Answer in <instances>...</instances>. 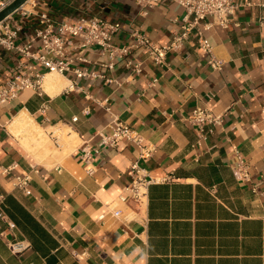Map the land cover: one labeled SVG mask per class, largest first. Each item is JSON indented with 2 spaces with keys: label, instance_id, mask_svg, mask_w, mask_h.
<instances>
[{
  "label": "crops",
  "instance_id": "1",
  "mask_svg": "<svg viewBox=\"0 0 264 264\" xmlns=\"http://www.w3.org/2000/svg\"><path fill=\"white\" fill-rule=\"evenodd\" d=\"M238 3L227 28L207 32L211 55L224 61L220 69L194 35L169 52L165 65L140 50L108 68V57L90 46L71 57L98 77L45 73L41 92L22 90L0 106V202L16 225L0 222V264H264V0ZM184 12L169 0L145 11L135 0H28L0 25L17 29L24 42L46 27L44 14L54 24L99 17L121 24L117 45L128 43L134 30L166 45ZM18 59V52L0 48V88L14 80ZM130 60L141 63V72ZM197 107L223 115L200 145L187 120ZM21 113L54 143L68 130L77 144L66 152L68 142L55 144L58 151L45 155L26 131L13 132ZM114 118L154 148L140 161L149 174L172 176L151 184L143 205L121 200L138 145L123 140L117 148L99 147ZM86 143L99 151L90 163ZM240 158L245 166L237 177ZM24 176L31 178L28 194L15 185ZM16 241L28 248L13 252L9 244Z\"/></svg>",
  "mask_w": 264,
  "mask_h": 264
},
{
  "label": "built area",
  "instance_id": "2",
  "mask_svg": "<svg viewBox=\"0 0 264 264\" xmlns=\"http://www.w3.org/2000/svg\"><path fill=\"white\" fill-rule=\"evenodd\" d=\"M13 0H5L0 3V10L5 8ZM161 0H135L142 10L153 8ZM184 8V15L177 21L179 32L175 34L169 44L161 45L151 40L146 34L134 30L129 33V42L117 45L114 38L121 31V24L111 22L99 17H92L86 20H65L54 24L44 14L42 21L46 27L39 30L32 38L19 41L17 29L9 24L0 25V48L19 53L16 65L14 80L6 87L0 88V106L15 99L19 92L26 89L42 91V84L45 73L66 74L72 72L77 78L98 77L97 72H89L85 68L74 66V58L71 52L74 49H84L96 46L102 55L107 56L109 61L105 65L113 68L118 60H123L136 51L146 52L157 64L165 65L169 52L179 50L194 35L198 46L208 54H212L213 46L207 36V32L215 25L227 28L231 24V17L239 8L238 0H169ZM211 18V20H208ZM264 25V17L261 18ZM37 44V45H36ZM79 61H87L84 57H78ZM209 64L220 69L224 65L223 60H218L211 55ZM134 72H141V63L127 62ZM40 68H43L44 72ZM111 81V80H108ZM74 88L72 84L69 89ZM110 111L109 107H106ZM264 115V107L262 109ZM76 120V118H74ZM187 120L197 127L198 140L200 145L214 132L217 126L223 123V115L214 113L208 107H197L188 116ZM112 132L102 134L99 147L117 148L123 140L133 142L139 147V158L131 168L132 181L127 188V194L121 196V200L127 203V196L137 205L147 202L149 187L155 182H164L172 179V176L157 180L153 178L148 170L140 164V161L148 160L154 151L151 145L144 142L142 134L118 118H114L111 126ZM55 144L60 145L58 136L55 137ZM84 159L87 163L93 161V153H98L90 143L82 148ZM245 166L240 158L236 168V176L239 177L241 167ZM91 169L89 170V172ZM15 185L26 194L29 193L28 186L30 176L15 178ZM115 216H120L122 210L114 211ZM104 217L101 216V219ZM7 222L9 228H15V223L9 221L2 209L0 202V222ZM11 250L17 254L25 251L28 246L23 241L11 242Z\"/></svg>",
  "mask_w": 264,
  "mask_h": 264
},
{
  "label": "bare ground",
  "instance_id": "3",
  "mask_svg": "<svg viewBox=\"0 0 264 264\" xmlns=\"http://www.w3.org/2000/svg\"><path fill=\"white\" fill-rule=\"evenodd\" d=\"M17 129H19L20 134H22L21 131H26L25 137L31 140L32 143L36 145L37 149L43 152L45 155L50 154L51 150H54V148L53 149L51 148L52 147L51 139L49 135L40 126L34 123V121L31 119L28 113H21L20 115L17 116V118L15 119L13 123L12 130L14 133H17L18 132ZM20 134L18 136L24 135V134L23 135H20ZM68 139L69 141L67 142L69 143L68 144L69 146H68V149L65 147L66 149L64 152L72 150L75 144H77V142H75V137H70Z\"/></svg>",
  "mask_w": 264,
  "mask_h": 264
},
{
  "label": "water",
  "instance_id": "4",
  "mask_svg": "<svg viewBox=\"0 0 264 264\" xmlns=\"http://www.w3.org/2000/svg\"><path fill=\"white\" fill-rule=\"evenodd\" d=\"M28 0H13L5 8L0 10V22L6 19L10 14L18 10Z\"/></svg>",
  "mask_w": 264,
  "mask_h": 264
},
{
  "label": "rangeland",
  "instance_id": "5",
  "mask_svg": "<svg viewBox=\"0 0 264 264\" xmlns=\"http://www.w3.org/2000/svg\"><path fill=\"white\" fill-rule=\"evenodd\" d=\"M67 133H68V130H65V131H63V133H62V139H61V141H60V144L61 145H63L64 143H66L67 141H69V139H68V137H67ZM65 136V137H64ZM53 143V144H52ZM51 148L53 149L54 148V150H52V151H55V150H57V146L55 145V143H54V141H53V139L51 138Z\"/></svg>",
  "mask_w": 264,
  "mask_h": 264
}]
</instances>
